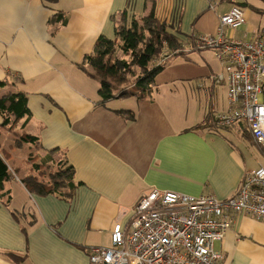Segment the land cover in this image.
Segmentation results:
<instances>
[{
  "label": "crops",
  "instance_id": "crops-1",
  "mask_svg": "<svg viewBox=\"0 0 264 264\" xmlns=\"http://www.w3.org/2000/svg\"><path fill=\"white\" fill-rule=\"evenodd\" d=\"M241 2L245 23L226 34L258 38L264 9L253 0H153L180 48L149 93L101 102L84 56L100 35L114 39L115 26L145 16L151 0H0V97L21 91L30 111L15 132L0 127L10 170L0 189V264H90V248L109 246L114 223L124 224L152 188L225 199L246 171L264 166L243 122L211 126L229 108L226 81L214 80L223 69L213 51L193 45ZM25 133L37 142L22 141ZM59 161L73 173L53 188ZM213 247L219 264H264V218L234 214Z\"/></svg>",
  "mask_w": 264,
  "mask_h": 264
},
{
  "label": "built area",
  "instance_id": "built-area-1",
  "mask_svg": "<svg viewBox=\"0 0 264 264\" xmlns=\"http://www.w3.org/2000/svg\"><path fill=\"white\" fill-rule=\"evenodd\" d=\"M245 20L244 10L232 5L219 17L216 33L193 36V45L213 51L224 74L214 80L226 81L229 108L211 117L213 129L243 122L264 149V101L258 100L264 85V29L258 38L232 39L226 34ZM177 51L171 54L164 48L153 63L161 64ZM234 214L264 218L263 165L246 171L237 190L225 199L152 188L137 199L124 224L114 223L109 246L90 248V264H219L221 254L213 245L224 237Z\"/></svg>",
  "mask_w": 264,
  "mask_h": 264
},
{
  "label": "trees",
  "instance_id": "trees-1",
  "mask_svg": "<svg viewBox=\"0 0 264 264\" xmlns=\"http://www.w3.org/2000/svg\"><path fill=\"white\" fill-rule=\"evenodd\" d=\"M46 1L55 2L56 0ZM151 2V9L145 16L139 20L132 18L129 25L123 23L115 26L114 39L100 35L95 41L93 51L84 56L81 67L90 76L98 79V95L101 102L115 97L136 95L135 93L143 97L149 93L151 82L164 68V62L155 65L153 61L158 58L164 48H167L171 54L180 48L179 38L168 31V24L165 21L156 17L153 0ZM236 5L243 8L247 4L241 2ZM55 17L58 19L61 15L56 14ZM116 50H120L122 57L116 55ZM85 64L90 71L85 69ZM128 77L135 78L133 82L136 88L135 93L125 90L119 94L116 93L117 85L127 82ZM2 83L3 81L0 85ZM29 114L27 99L23 92H10L0 97V127L15 132L12 128L14 122ZM18 136L24 142L36 143L38 140L36 136L27 133ZM72 173L71 165L59 161L52 173L53 188L61 181H69ZM9 176L8 164L0 155V189ZM7 255L18 261L19 257L16 254L7 253Z\"/></svg>",
  "mask_w": 264,
  "mask_h": 264
},
{
  "label": "rangeland",
  "instance_id": "rangeland-1",
  "mask_svg": "<svg viewBox=\"0 0 264 264\" xmlns=\"http://www.w3.org/2000/svg\"><path fill=\"white\" fill-rule=\"evenodd\" d=\"M253 1H255V3L256 4H260L259 6L260 7H262L263 9H264V1L263 0H253ZM235 5H236V3H235ZM242 8V7H241ZM244 8V7H243ZM248 11H251V10H249L248 9ZM254 14H255V12H254ZM263 17H264V14H263ZM134 77H128V81L127 82H124V83H121V84H119V85H117V87H116V93H120L121 91H127V92H134L135 93V87H134V85H133V82H134ZM9 83V82H8ZM10 84V86H11V91L12 90H14V88H13V86H12V84L11 83H9ZM20 85V83H18V86ZM136 95H137V93H135ZM33 160V159H32ZM11 167H13L12 165H10ZM14 169V168H13ZM51 174L52 173H54V170L52 169L51 170V172H50ZM41 175V174H40Z\"/></svg>",
  "mask_w": 264,
  "mask_h": 264
}]
</instances>
